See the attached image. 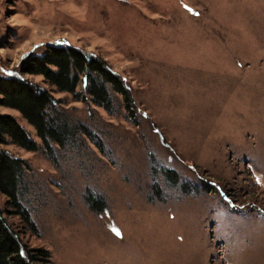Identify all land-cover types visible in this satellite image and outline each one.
Segmentation results:
<instances>
[{
    "label": "rangeland",
    "instance_id": "374dc122",
    "mask_svg": "<svg viewBox=\"0 0 264 264\" xmlns=\"http://www.w3.org/2000/svg\"><path fill=\"white\" fill-rule=\"evenodd\" d=\"M54 44L104 60L136 111L53 90L103 153L0 147L30 168L20 199L35 231L0 194L22 244L51 264H264V0H0V76Z\"/></svg>",
    "mask_w": 264,
    "mask_h": 264
},
{
    "label": "trees",
    "instance_id": "16d2710c",
    "mask_svg": "<svg viewBox=\"0 0 264 264\" xmlns=\"http://www.w3.org/2000/svg\"><path fill=\"white\" fill-rule=\"evenodd\" d=\"M25 75L42 76L49 89L28 80ZM78 86H82V91H78ZM53 90L69 94L75 102L85 103L88 98L90 104L110 116L118 106L131 117L136 111L128 87L104 60L78 48L48 45L44 54L28 57L18 75L0 76V107L16 111L33 129L38 142L12 115L0 114V147L11 144L24 152L42 151L53 161L57 152L90 141L103 153V145L92 129L84 122L71 120L66 111L59 108L62 101L54 99ZM118 96L121 100L117 104ZM29 169L27 161L0 148V194L6 197L13 214L35 231L20 199ZM87 204L95 212L105 210L102 198L90 193ZM0 264H51L45 249H30L22 244L1 209Z\"/></svg>",
    "mask_w": 264,
    "mask_h": 264
}]
</instances>
